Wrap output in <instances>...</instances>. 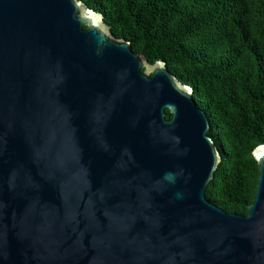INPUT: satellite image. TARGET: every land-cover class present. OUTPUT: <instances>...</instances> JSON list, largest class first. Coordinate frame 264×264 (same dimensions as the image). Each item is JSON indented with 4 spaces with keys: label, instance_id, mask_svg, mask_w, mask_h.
I'll use <instances>...</instances> for the list:
<instances>
[{
    "label": "water",
    "instance_id": "1",
    "mask_svg": "<svg viewBox=\"0 0 264 264\" xmlns=\"http://www.w3.org/2000/svg\"><path fill=\"white\" fill-rule=\"evenodd\" d=\"M192 95L80 0H0V264H264V144L225 212Z\"/></svg>",
    "mask_w": 264,
    "mask_h": 264
},
{
    "label": "trees",
    "instance_id": "2",
    "mask_svg": "<svg viewBox=\"0 0 264 264\" xmlns=\"http://www.w3.org/2000/svg\"><path fill=\"white\" fill-rule=\"evenodd\" d=\"M80 1L133 52L165 61L193 88L221 155L205 196L246 215L258 174L251 152L264 144V0Z\"/></svg>",
    "mask_w": 264,
    "mask_h": 264
}]
</instances>
